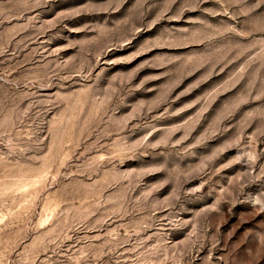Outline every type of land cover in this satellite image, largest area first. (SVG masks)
I'll list each match as a JSON object with an SVG mask.
<instances>
[{"label": "rangeland", "instance_id": "1", "mask_svg": "<svg viewBox=\"0 0 264 264\" xmlns=\"http://www.w3.org/2000/svg\"><path fill=\"white\" fill-rule=\"evenodd\" d=\"M0 264H264V0H0Z\"/></svg>", "mask_w": 264, "mask_h": 264}]
</instances>
